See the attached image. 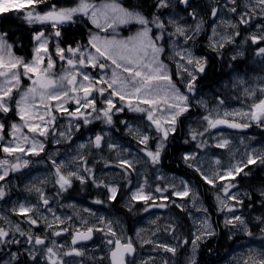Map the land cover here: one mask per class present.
<instances>
[{
	"label": "snow or ice",
	"instance_id": "snow-or-ice-1",
	"mask_svg": "<svg viewBox=\"0 0 264 264\" xmlns=\"http://www.w3.org/2000/svg\"><path fill=\"white\" fill-rule=\"evenodd\" d=\"M0 264H264V0H0Z\"/></svg>",
	"mask_w": 264,
	"mask_h": 264
},
{
	"label": "trees",
	"instance_id": "trees-1",
	"mask_svg": "<svg viewBox=\"0 0 264 264\" xmlns=\"http://www.w3.org/2000/svg\"><path fill=\"white\" fill-rule=\"evenodd\" d=\"M16 23H17V25H19L21 22L19 20H17ZM221 255L222 256L224 255L223 251H221Z\"/></svg>",
	"mask_w": 264,
	"mask_h": 264
},
{
	"label": "rangeland",
	"instance_id": "rangeland-1",
	"mask_svg": "<svg viewBox=\"0 0 264 264\" xmlns=\"http://www.w3.org/2000/svg\"><path fill=\"white\" fill-rule=\"evenodd\" d=\"M85 203H86V201H85Z\"/></svg>",
	"mask_w": 264,
	"mask_h": 264
}]
</instances>
